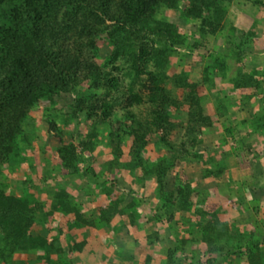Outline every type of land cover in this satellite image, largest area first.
Returning a JSON list of instances; mask_svg holds the SVG:
<instances>
[{
  "label": "rangeland",
  "instance_id": "374dc122",
  "mask_svg": "<svg viewBox=\"0 0 264 264\" xmlns=\"http://www.w3.org/2000/svg\"><path fill=\"white\" fill-rule=\"evenodd\" d=\"M118 3L100 14L93 36L70 35L63 43L85 63L80 82L35 102L15 152L0 160V189L35 207L29 231L44 235L51 249L14 250L0 255V264H264V0H225L214 35L203 34L200 20L185 13L187 0L155 9L154 18L185 40L170 52L166 73L199 84L211 122L197 132L199 143L187 142L178 127L166 134L169 145L160 129L145 138L136 130L148 117V72L156 70L152 58L163 39L141 27L115 31ZM140 44L148 49L142 57ZM211 56L223 60L225 73L202 81ZM87 67L98 81L86 77ZM164 86L177 98L186 91L171 80ZM133 95L141 100L129 104ZM102 101L113 105L100 121V110L87 108ZM187 109L166 107L173 123L186 121ZM62 156L71 158L70 167ZM61 189L83 219L54 208ZM78 205L91 208L80 212ZM101 228L114 230L105 247L115 258L109 262L88 241ZM215 245L221 253L209 252Z\"/></svg>",
  "mask_w": 264,
  "mask_h": 264
},
{
  "label": "trees",
  "instance_id": "16d2710c",
  "mask_svg": "<svg viewBox=\"0 0 264 264\" xmlns=\"http://www.w3.org/2000/svg\"><path fill=\"white\" fill-rule=\"evenodd\" d=\"M111 1L0 0V160L7 159L15 152L17 138L22 132V123L35 102L45 96L49 98L57 91H69L80 82L78 75L81 69L85 68V63L83 64L79 52L64 47L63 43L69 41L70 35L93 36L102 21L101 15H106L110 9ZM179 1L119 0L116 7L119 13L111 16L117 20V24L113 26L115 31H124L126 34V26L134 30L141 27L163 39L164 46L159 47L152 58L156 70L148 72V117L139 122L140 127L136 130L141 134L140 138H145V135L160 129L163 132L161 140L167 145L169 143L166 134L178 127L184 130L187 142L197 144L199 140L195 137L200 127L211 123L204 113L197 91L199 84L190 82L185 75L169 76L165 70L170 52L176 44H184L185 40L171 23L157 20L153 14L159 5L174 7ZM224 1L187 0L185 13L200 20L203 34L214 35L221 27V19L225 14L222 7ZM62 8L64 11L61 14ZM59 14L61 19H58ZM151 22L154 26H151ZM79 24L82 26L81 33L77 30ZM194 46L198 45L194 43ZM147 54L146 46L140 44L136 55L142 57ZM132 58L135 65L138 58ZM224 67L220 57L211 56L210 61L203 66L202 81L210 78L211 74L224 75ZM88 68L86 77L94 76L98 81L97 73ZM167 80H171L177 87L185 88L182 98H177L169 92L164 86ZM114 82L112 79V83ZM140 100L141 97L133 95L129 104ZM184 104L188 108L186 121L173 123L166 107H179ZM112 105L108 101H102L99 106L93 105L87 109H99V120L103 121L109 115ZM75 109L80 111L79 108ZM80 144L83 149L88 146L86 141H81ZM67 157L62 156L63 162L70 167L71 158ZM59 196L56 203L58 206L54 208L67 213L75 212L62 189ZM36 212L28 200L7 194L0 189V233L5 237L0 255L14 250L37 248L50 252L47 238L29 231V224L34 220ZM74 214L76 220L81 218L78 211ZM103 218L109 220L110 215ZM222 250V247L215 245L209 252L221 253ZM172 253L169 249L168 258H171Z\"/></svg>",
  "mask_w": 264,
  "mask_h": 264
},
{
  "label": "crops",
  "instance_id": "0c3cea01",
  "mask_svg": "<svg viewBox=\"0 0 264 264\" xmlns=\"http://www.w3.org/2000/svg\"><path fill=\"white\" fill-rule=\"evenodd\" d=\"M98 195V197L97 198H99V200H101V201H103V202H107V199H106V197H105V194H103V193H98L97 194ZM88 206L89 205H78V210L80 211V212H82V211H84V210H86L87 208H88ZM93 206H95V205H93ZM89 208H91V207H89ZM88 208V209H89ZM119 219V216H115L114 217V219L112 220V222H115L114 224H112V225H114V228H116V227H118L117 225H120V222L118 221V219ZM101 222H103V221H101ZM101 222H95V224L94 225H97L98 227H103L104 225H103V223H101ZM111 228V227H110ZM119 228V227H118ZM108 230V229H107ZM107 230H105L104 228H101L100 230H97V233L96 234H93L92 232L91 233H89L88 232V230L87 231H85V233L86 232H88L89 233V235L91 236L90 237V239H88V241H91L92 243H91V248H93V250L95 251V253H98L99 251L101 252V254L104 256V261H108L109 262V260L110 261H112V260H114L115 258H112V259H110V255L106 252V246H112L111 244L113 243V241H114V239L113 238H111V236H112V234H113V232H114V230L113 231H110L111 233H108L109 231H107ZM115 230H118L117 228L115 229ZM116 233V232H115ZM0 235L2 236L1 238H2V240H1V242H3V243H5V237H4V235L2 234V233H0ZM101 239V240H100ZM97 240V241H96ZM87 241V242H88ZM96 241V242H95ZM99 241H101V243L99 242ZM89 243V242H88ZM102 248H104V249H102ZM37 249H39V250H43L42 248H37ZM29 250V249H28ZM103 252H102V251ZM121 258L123 257V255L122 256H120ZM117 260H120V259H117Z\"/></svg>",
  "mask_w": 264,
  "mask_h": 264
}]
</instances>
